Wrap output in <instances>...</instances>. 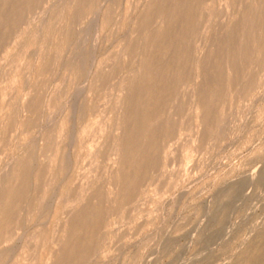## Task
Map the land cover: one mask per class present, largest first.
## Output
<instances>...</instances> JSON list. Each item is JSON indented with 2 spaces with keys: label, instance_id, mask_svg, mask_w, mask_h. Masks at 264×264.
<instances>
[{
  "label": "rangeland",
  "instance_id": "rangeland-1",
  "mask_svg": "<svg viewBox=\"0 0 264 264\" xmlns=\"http://www.w3.org/2000/svg\"><path fill=\"white\" fill-rule=\"evenodd\" d=\"M0 264H264V0H0Z\"/></svg>",
  "mask_w": 264,
  "mask_h": 264
},
{
  "label": "bare ground",
  "instance_id": "bare-ground-1",
  "mask_svg": "<svg viewBox=\"0 0 264 264\" xmlns=\"http://www.w3.org/2000/svg\"><path fill=\"white\" fill-rule=\"evenodd\" d=\"M200 12V11H199Z\"/></svg>",
  "mask_w": 264,
  "mask_h": 264
}]
</instances>
